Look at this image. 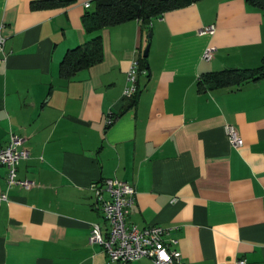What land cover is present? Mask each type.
<instances>
[{
	"label": "crops",
	"instance_id": "1",
	"mask_svg": "<svg viewBox=\"0 0 264 264\" xmlns=\"http://www.w3.org/2000/svg\"><path fill=\"white\" fill-rule=\"evenodd\" d=\"M32 1L0 0V147L11 134L24 138L29 157L16 178L33 182L9 186L0 165V264H110L88 241L92 223L107 228L89 185L107 178L133 185L128 222L167 228L180 264H264V78L197 89L204 73L260 65L262 12L245 0H199L147 25L89 34L82 17L92 0L40 9ZM208 25L215 32L200 35ZM97 35L101 61L61 78L67 50ZM147 43L130 104L127 71ZM207 46L215 51L203 60Z\"/></svg>",
	"mask_w": 264,
	"mask_h": 264
},
{
	"label": "built area",
	"instance_id": "2",
	"mask_svg": "<svg viewBox=\"0 0 264 264\" xmlns=\"http://www.w3.org/2000/svg\"><path fill=\"white\" fill-rule=\"evenodd\" d=\"M91 2L83 3L85 8L90 7ZM214 25H208L199 29V34H213ZM4 36L0 34V54L3 53ZM215 48L207 46L201 58L209 60L213 56ZM145 72L141 69L139 59H133L126 75V83L122 96L131 99L138 91V75ZM113 117L109 114L106 125L111 124ZM225 131L231 146L240 147L243 140L233 125H226ZM24 138L11 134L6 146L0 147V165L7 169V184L19 185L25 189L33 186L29 180L16 178V170L20 161L29 157V150L23 145ZM94 201L102 212L106 229H102L98 223H92L88 236L89 243L98 244L107 254L110 264H128L141 258H149L153 264H180V252L173 246L177 241L167 239L168 229L159 225L138 227L128 222V216L135 204V188L132 184L115 178H107L90 183ZM7 200V194H0V202ZM243 263V260H239Z\"/></svg>",
	"mask_w": 264,
	"mask_h": 264
},
{
	"label": "trees",
	"instance_id": "3",
	"mask_svg": "<svg viewBox=\"0 0 264 264\" xmlns=\"http://www.w3.org/2000/svg\"><path fill=\"white\" fill-rule=\"evenodd\" d=\"M199 0H92L91 8L82 17L85 31L93 34L104 27L120 24L129 20H140L147 25L153 18L167 11L187 6ZM66 0H34V9L52 8L66 5ZM251 8L261 11L264 15V0H245ZM102 41L94 36L74 48L68 49L60 62L58 74L61 78L70 79L76 72L86 69L102 59ZM140 67L145 66L146 57H141ZM142 69V67H141ZM144 70V69H143ZM264 78V56L255 68H225L202 74L197 82L199 92L216 88L234 87L258 81ZM137 93L128 103L134 104ZM129 106V104H128ZM127 106V107H128ZM126 109V107H125ZM130 264V263H128Z\"/></svg>",
	"mask_w": 264,
	"mask_h": 264
},
{
	"label": "water",
	"instance_id": "4",
	"mask_svg": "<svg viewBox=\"0 0 264 264\" xmlns=\"http://www.w3.org/2000/svg\"><path fill=\"white\" fill-rule=\"evenodd\" d=\"M148 36H150V33L148 34ZM148 48H149V43H147L145 46V49L143 51V57H147Z\"/></svg>",
	"mask_w": 264,
	"mask_h": 264
}]
</instances>
